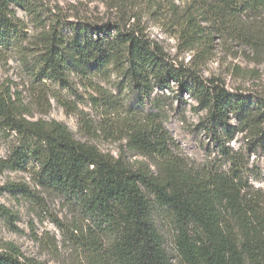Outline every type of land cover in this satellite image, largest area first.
<instances>
[{
    "label": "trees",
    "instance_id": "obj_1",
    "mask_svg": "<svg viewBox=\"0 0 264 264\" xmlns=\"http://www.w3.org/2000/svg\"><path fill=\"white\" fill-rule=\"evenodd\" d=\"M39 7L38 0H0V52L15 55L40 85L114 78L115 94L98 88L90 99L106 114L126 116L121 140L144 161L76 141L60 122L28 120V106L6 89L0 92V137L14 134L17 144L5 168L29 167L39 187L78 208L91 223L85 239L97 264H264V192L249 184L246 160L264 157V94L228 90L219 79L171 61L137 28L50 20L31 39L17 10L38 16ZM169 11L184 49L201 59L215 37L239 34L243 17L264 14V0H189L181 12L172 4ZM246 45L264 50L257 36ZM171 84L179 102L187 95L192 109L203 113L199 127L211 149L197 165L174 153L161 99L154 96ZM236 134L243 147L234 151L228 145ZM0 215L14 217L2 206ZM164 221L173 255L159 229ZM0 264L43 263L7 244Z\"/></svg>",
    "mask_w": 264,
    "mask_h": 264
},
{
    "label": "rangeland",
    "instance_id": "obj_2",
    "mask_svg": "<svg viewBox=\"0 0 264 264\" xmlns=\"http://www.w3.org/2000/svg\"><path fill=\"white\" fill-rule=\"evenodd\" d=\"M38 1L40 7L35 13L38 16L17 10V16L24 22L31 39L50 20L67 23L80 20L95 25L137 28L162 48L171 61L194 67L204 78L219 79L228 90L264 94V50L256 52L246 45L250 35L257 36L264 44V14L243 17L239 34L215 37L211 49L200 59L198 52L184 49L179 28L169 11L172 4L181 12L189 0ZM63 29L68 31L66 26ZM113 81L114 78L106 77L88 80L72 77L69 86L40 85L26 75L15 55L0 52V92L8 89L13 99L19 97L32 114L28 120L60 122L76 141L92 144L102 153L114 157L120 152L129 162L144 161L129 153L124 147L125 141L121 140L129 122L126 116L106 114L90 99L96 96L98 88L115 94ZM171 88L154 93L161 99L164 127L172 137L178 158L189 165H197L211 149L199 127L203 113L192 109L195 104L187 95L179 102L177 88L173 84ZM16 144L14 134L0 137V206L14 216L6 219L0 215V249L12 244L26 258L43 264H97L93 262L96 255L85 239L91 223L78 208L55 192L39 187L29 167L26 171L5 168ZM241 146L240 134H236L228 145L234 151ZM246 160L249 184L264 192V157L249 154ZM159 229L165 237L167 251L173 255L171 228L164 221ZM106 242L104 239L103 244Z\"/></svg>",
    "mask_w": 264,
    "mask_h": 264
}]
</instances>
